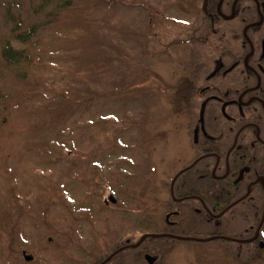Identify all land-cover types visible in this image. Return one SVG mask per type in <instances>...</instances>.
Instances as JSON below:
<instances>
[{
	"label": "flooded vegetation",
	"instance_id": "af4514ba",
	"mask_svg": "<svg viewBox=\"0 0 264 264\" xmlns=\"http://www.w3.org/2000/svg\"><path fill=\"white\" fill-rule=\"evenodd\" d=\"M140 5L150 27L141 42L167 38L174 60L187 61L164 91L167 113L140 124L135 184L95 165L87 194L72 203L76 231L103 223L109 240L84 242L96 253L81 243L92 259L69 264H264V0Z\"/></svg>",
	"mask_w": 264,
	"mask_h": 264
},
{
	"label": "rangeland",
	"instance_id": "374dc122",
	"mask_svg": "<svg viewBox=\"0 0 264 264\" xmlns=\"http://www.w3.org/2000/svg\"><path fill=\"white\" fill-rule=\"evenodd\" d=\"M19 1L21 10L15 11L29 14L24 23L35 30L38 45L13 40L0 0V264H26L24 249L37 258L32 264L88 262L97 250L87 244L106 243L109 237L99 233L103 223L96 231H76L79 211L72 203L87 194L90 179L98 174L95 165L101 164L106 179L119 174L118 181L135 184L143 162L140 124L167 113L164 91L173 68L187 59L174 60L167 38L159 44L151 34L141 42L150 29L141 0H90V28L77 17V8L82 11L77 4L49 25L46 12H33L39 3ZM157 33L167 36V26H159ZM6 38L35 61L8 63L1 44ZM102 44L111 53L103 54L104 61L113 64L106 72L96 66ZM114 64H123L124 72ZM112 72L116 76L111 78ZM80 99L86 103L78 104ZM149 130L153 136L155 130ZM49 236L55 244H49ZM81 243L91 252L79 249Z\"/></svg>",
	"mask_w": 264,
	"mask_h": 264
},
{
	"label": "trees",
	"instance_id": "16d2710c",
	"mask_svg": "<svg viewBox=\"0 0 264 264\" xmlns=\"http://www.w3.org/2000/svg\"><path fill=\"white\" fill-rule=\"evenodd\" d=\"M3 3L2 5L6 8V15L4 16L7 19L6 25L10 26L11 30H10V34L11 37L13 38L14 41H18L21 42L23 44L28 43V42H33V45L37 46L38 42L37 40H35V30L32 27H26L25 23H24V18L27 19L29 17L22 16V13H19L15 10H21V4L19 0H1ZM35 2L39 3V6L35 9H33V12L35 15H38L40 13H45L46 12V20H47V24L51 25L52 23L56 22L57 17H59V12L64 11V10H69V8H71V6L73 4H77L78 7L80 6V8L82 9V11L80 12V9H78V13H80L79 15H77V17L79 18V20H81L83 22V25L87 28H90V18H89V14H88V10L91 9L90 5V0H34ZM83 2L84 4L81 5V2ZM89 2V3H88ZM13 5L15 6V9H13ZM84 6V8H83ZM36 11V12H35ZM84 11H87V13L85 14ZM58 14V15H57ZM25 29V32H21L22 30ZM153 32V31H152ZM32 38H34V40H31ZM1 44H3L2 46V50H3V57L4 59L10 63V64H18L20 63V65H22L23 61H26L25 63H33L35 61V57L31 54L26 55L25 52L28 54L27 51L25 50H19V49H15L13 47V45H11L9 38H6V40L2 41ZM104 44L101 45V47L98 49V55H99V59H98V63H97V67H99V70H105L108 71V69H112L113 64L111 63V66H108L104 60V56L103 54L109 55L111 53L106 52V46H103ZM1 49V48H0ZM50 55H54L53 52L49 51ZM44 54H46L44 52ZM103 56V58L101 59V57ZM114 56V54H113ZM40 58V57H39ZM123 59V58H122ZM74 61V60H73ZM83 62L81 57H80V61H79V65L80 63ZM114 66H116L117 68H119L120 71L124 72L125 68L123 67V64H114ZM103 77V73H100ZM99 75V74H98ZM111 78L113 76H116L113 72L109 75ZM121 77V76H120ZM139 85H140V81H139ZM25 94H23L24 96ZM29 98V97H28ZM37 100H41L43 101L41 98H38ZM75 100V99H74ZM85 99H80L78 101V104L81 103H86L84 102ZM71 103V102H70ZM72 104L73 103V99H72ZM40 105V104H38ZM70 105V104H69ZM46 106V105H44ZM47 107V106H46ZM7 109H5L6 111Z\"/></svg>",
	"mask_w": 264,
	"mask_h": 264
},
{
	"label": "water",
	"instance_id": "95a60500",
	"mask_svg": "<svg viewBox=\"0 0 264 264\" xmlns=\"http://www.w3.org/2000/svg\"><path fill=\"white\" fill-rule=\"evenodd\" d=\"M146 237H148V236H145L144 239H145ZM25 258H26L27 261H32V260L34 259V256H33V255H26Z\"/></svg>",
	"mask_w": 264,
	"mask_h": 264
}]
</instances>
